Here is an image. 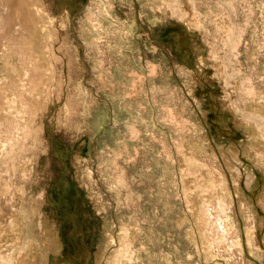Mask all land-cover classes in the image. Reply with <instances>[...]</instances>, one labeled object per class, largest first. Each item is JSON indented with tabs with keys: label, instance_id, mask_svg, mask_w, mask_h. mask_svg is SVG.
Masks as SVG:
<instances>
[{
	"label": "rangeland",
	"instance_id": "rangeland-1",
	"mask_svg": "<svg viewBox=\"0 0 264 264\" xmlns=\"http://www.w3.org/2000/svg\"><path fill=\"white\" fill-rule=\"evenodd\" d=\"M13 5L0 264H264V0Z\"/></svg>",
	"mask_w": 264,
	"mask_h": 264
},
{
	"label": "bare ground",
	"instance_id": "bare-ground-1",
	"mask_svg": "<svg viewBox=\"0 0 264 264\" xmlns=\"http://www.w3.org/2000/svg\"><path fill=\"white\" fill-rule=\"evenodd\" d=\"M6 1L10 5H13V3H15V2L18 4V7L16 8V11L18 12V14H19V12L21 13L20 14L21 15L20 16L21 25H27V24H29L32 21L31 14L29 12H27L26 9H25V7H26L25 5L28 3V0H6ZM13 21H14L13 20V16L8 17V19H7V28L9 30H12L11 28L14 27V26H12L13 25ZM236 168H237V170L242 169V167L240 165H238V164H236ZM241 177L242 176L239 175V174L236 175V179H237L238 184H240ZM254 187L255 186H250V189H254ZM250 189H249V191H250ZM218 203L220 204L221 202L218 201ZM214 207H216V211L212 213V217H213V220L218 221V228L216 229V231H219V232L221 231L222 232V230L224 229V225H226V221L224 220L226 218V216H224L225 213H224L223 209L220 208V206H218V208H217V205L214 206ZM261 216L264 217V213H261ZM249 220H252V219H249ZM227 230L228 229H226L225 232H223L222 236H226L227 238L232 240V238H230V235L228 233L229 230L228 231ZM225 244H226V246L228 245L227 243H225ZM227 249H229V248H227Z\"/></svg>",
	"mask_w": 264,
	"mask_h": 264
}]
</instances>
